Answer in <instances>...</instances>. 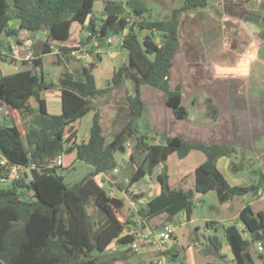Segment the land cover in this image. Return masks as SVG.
I'll list each match as a JSON object with an SVG mask.
<instances>
[{
  "label": "trees",
  "instance_id": "16d2710c",
  "mask_svg": "<svg viewBox=\"0 0 264 264\" xmlns=\"http://www.w3.org/2000/svg\"><path fill=\"white\" fill-rule=\"evenodd\" d=\"M97 1L104 4L98 30L92 17ZM207 1L185 0L180 9L172 12L170 19L148 21L143 17L145 8L139 0H128L126 4L112 0H0V37H17V31L8 26L12 19L19 21V29L43 35L42 53L30 63L21 61L23 66L40 67L49 46L62 47L61 44L70 38L72 25L83 26L88 17L90 21L83 29L87 36L81 39V46L93 40L94 47L98 48L107 37L123 36L120 47L128 53L127 63L113 72L105 88L62 82V111L58 115L49 114L42 99V94L51 90L53 83L46 82L30 69L0 78V102L17 112L25 123L24 134L16 125L0 126V153L10 164L28 170L10 185L0 183V264H114L116 258L103 260L104 252L113 242L122 245L132 242L133 236L122 235L130 222L118 220L112 199L97 177L109 175L117 168L115 154L129 141L134 142V151L145 157L126 188L151 175L154 168L172 154L184 159L192 151H199L205 157L195 170L193 190L173 189L167 174H160V194L139 211L141 216L164 215L171 222L182 211L188 217L192 214L195 194H214L219 203L251 195L253 203L245 205L238 214L251 240L245 239L232 225L224 226L222 232L233 264H264V198L259 195L262 184L230 186L216 166L218 158L234 153L233 148L202 145L183 137L167 138L164 144H150L146 137H135L136 121L145 111L139 92L142 85L163 91L166 105L175 117L188 118L182 106V93L179 89L170 90L168 85L172 59L178 47V14L203 6ZM126 7L134 17L131 25L126 21V16L130 15ZM11 11L13 15L9 14ZM61 53L67 50L61 49ZM128 79L135 83L133 93L125 91L132 117L120 134L108 143L100 115L95 113L88 140L77 143L78 128L74 123L94 109L92 98L124 88ZM32 99L37 103L36 108L30 104ZM61 153H64L62 165L51 166ZM77 162L91 166L92 171L68 186L59 171H68ZM4 174L0 166V175ZM92 203L102 214L98 220L89 212ZM214 225L208 223L207 227ZM256 237L261 238L263 245L257 256L253 252ZM207 242L218 252L222 250L218 236L209 235ZM165 254L174 256L175 253L166 251Z\"/></svg>",
  "mask_w": 264,
  "mask_h": 264
},
{
  "label": "crops",
  "instance_id": "0c3cea01",
  "mask_svg": "<svg viewBox=\"0 0 264 264\" xmlns=\"http://www.w3.org/2000/svg\"><path fill=\"white\" fill-rule=\"evenodd\" d=\"M112 1L126 4L128 0ZM128 10L130 9L126 7V11L131 15L132 11ZM92 17L96 25L101 23V20ZM143 17L145 18V14ZM178 20V47L172 59L168 85L170 90L179 89L182 93V106L188 112V118L178 119L175 117L172 110L166 105L163 91L150 85H142L139 92L145 105V111L143 116L136 121V133H140L141 137H138L140 135L135 137H146L150 144H164L167 138L183 137L188 141L202 145L231 147L234 149V153L230 157L217 159L218 170L230 186L262 184L259 195L264 198V0H208L203 6L180 12ZM89 21L90 17L86 19L83 26L74 23L79 26L78 33L72 35L70 31L69 40L61 44L64 49L69 48L67 46L69 42L74 43L73 45L80 44L81 39L84 38L82 31L87 27ZM8 26L10 29H14L10 27V23ZM3 36L8 39L9 47L12 42L19 40L18 37L5 35H2L0 39ZM122 37L118 39L117 47L120 46ZM21 52L23 53L24 50L19 43L13 53L1 54L9 63H13L12 59L14 62L23 61L20 57ZM93 54L97 55L95 60H100L98 58V55L100 56L99 49H96ZM119 54L122 53H115L112 57L113 61H110L112 63H106L104 68L102 66L95 68L92 74V87L95 89L105 88L111 80L113 72L127 63L128 53L125 57L117 60L116 56ZM44 56H47L51 63L58 64L61 54ZM126 90L133 93L135 89H132L126 81L124 88L116 89L103 97L92 98L94 109L74 123L78 128L77 138L83 129V124L85 132L88 131V134L82 136L81 142H86L89 138L95 113L100 115L108 143H111L120 134L132 117L126 102ZM42 99L49 114L58 115L61 113V87L52 96L51 101L44 98L43 94ZM2 106L3 103L0 102V109ZM31 106L36 108L37 103L34 102ZM8 110L6 115L0 112V126L16 125L21 131L20 121L22 119L19 114L10 108ZM9 120L11 124H8ZM84 139L87 140L84 141ZM129 143L134 146L132 141L124 145L127 146ZM123 146L119 149L123 150ZM117 152L115 154L117 162L115 170L117 172L114 170L109 175L98 176L97 179L105 177L111 186L126 188L129 179L125 182L118 179L120 170ZM194 153L201 152L192 151L180 160H186L190 156H194ZM201 154L203 155V153ZM172 155L164 163L156 166L151 175H148L154 182V190L150 191L148 195L142 191V193L139 191L131 193L132 210L127 214L120 213L121 218H119L118 210L114 207L118 220L130 222L122 235H130L135 231L153 232L170 223L164 215L153 218L143 217L139 211L160 194L158 182L160 174L165 172L170 184L171 170L168 168V160ZM144 157L145 154L138 153L133 149L128 155V160L137 169L143 164ZM204 159L203 155V159H199L200 163L191 172L178 178L177 186L170 185L171 188L193 190L195 170L203 163ZM134 185L127 189L133 188ZM137 194H142L139 200H135ZM246 196H249V199L242 201L234 216L229 217L226 214L228 209L222 211L225 218L213 222L221 225L219 227L214 225L210 228L209 235L218 236L217 232L220 231L222 235L218 237L221 243L225 241L223 227L229 226L231 220L238 218L239 211L254 201L251 195ZM110 197H113L112 200L115 203L119 201L113 195ZM237 198L241 199L242 197ZM235 199L228 202H233ZM93 211L95 212L94 209ZM94 212L93 214H95ZM181 214L184 215L183 218L188 223L193 221L191 218L193 212L189 217L184 211L177 216ZM172 238H175V234ZM116 244L119 243L113 242L110 246ZM120 253L121 257L126 256L125 249ZM173 253H176V250H173ZM119 263L118 260L114 262V264Z\"/></svg>",
  "mask_w": 264,
  "mask_h": 264
},
{
  "label": "rangeland",
  "instance_id": "374dc122",
  "mask_svg": "<svg viewBox=\"0 0 264 264\" xmlns=\"http://www.w3.org/2000/svg\"><path fill=\"white\" fill-rule=\"evenodd\" d=\"M10 1V0H8ZM140 3L145 8V18L148 21L155 20H168L172 16V12L174 10L180 9L185 0H139ZM103 7L104 4L102 1H97L93 7L92 15L97 19L101 20L103 17ZM130 11V10H128ZM10 15H13V12H9ZM10 27L14 28L17 31V37L19 38L17 45H24L25 42L30 41L32 45H34L37 41L42 39L41 33H29L24 30L19 29V21L17 19H12L10 22ZM78 25L73 24L71 27V34L74 35L78 33ZM82 36H87V31H82ZM12 40V39H11ZM74 43L69 42L67 46L69 48ZM68 48V49H69ZM82 49L88 52L90 55L95 53L96 49L100 50V60H94L93 57H90L87 60H76L71 58L68 53H61L60 62L58 64H53L49 61L47 56L42 57V64L38 68H33L32 66H23L20 62L9 63L6 58L2 54H10V47L8 45V39L4 38V36L0 39V78L2 76L11 75L17 73L21 70L30 69L34 73L39 76H42L44 80L48 83H53V88L43 93V97L47 98L48 101H51L52 96L56 93L58 88L61 86L62 82H71V83H79L84 84L88 88L92 87V74L94 73L95 68L102 66L105 67L106 63H112L113 55L115 53H122L119 56H116L117 60L122 57H125L127 51L120 46L107 45L105 40L101 43V45L96 48L94 47V41L92 40L88 45L82 46ZM2 53V54H1ZM26 52H21L20 57L24 58ZM104 62V63H103ZM128 85L135 89V83L128 79L126 80ZM34 100L30 101V104H34ZM8 108L3 104L0 112H3L5 115L8 112ZM4 114L2 117L5 119ZM22 121V122H21ZM20 121V128L22 133L25 132V123L23 120ZM84 120L82 121V124ZM11 121L9 120V123ZM141 126V123L139 122ZM83 129L77 138V143H80L82 140V136L88 134V131ZM141 131V130H140ZM140 135V133H136V136ZM138 137H141L138 136ZM87 139H84L86 141ZM133 145L129 143L127 146H123V150L118 148L117 152V160L119 162V170L120 173L118 175V179L122 182L127 181L135 172L134 165L128 160L129 153L133 150ZM194 156H190L186 160H180L177 155H172L168 160V168L171 170V178L170 185L177 186L178 178L184 176L191 172L193 168L200 163L199 159H203V155L201 153H194ZM90 171H92V167L82 163L77 162L74 168L63 171L60 170L59 174L65 178V183L68 186H72L75 183L81 181ZM102 188L107 193H112L113 196L119 199L118 202H112L113 207H116L118 210V217L121 218V214H127L130 210H132L130 196L134 191H139V193H144L148 195L150 191L154 190L155 185L153 180L147 175L142 178L139 182H137L133 188L127 189L122 188L119 189L115 186H111L105 177H100L97 179ZM142 191V192H141ZM140 195L137 194L135 200L140 199ZM113 199V197L111 198ZM249 196H244L241 199L236 198L233 202H227L225 204H220L214 194H195L193 199V214L191 216L192 222L188 223L184 218L183 214L180 216H176L169 225L174 228L175 238H171L165 243V252L170 251L173 253V250H176L174 256L171 254H162L164 257L171 261L172 264H233L232 253L226 243L224 241L222 243V250L219 252L221 256H224L225 259H222L220 256H211L206 254V240L209 236L208 232L210 231V227H207L208 223H212L216 220H221L225 218L222 214L223 210H227L226 214L229 217L234 216L235 212L238 211L242 201H247ZM89 212L93 214V209L95 210V214H93L94 219L98 220L102 215L99 210L92 203L88 207ZM93 211V212H92ZM225 214V215H226ZM214 232V231H213ZM218 236H221V232H217ZM197 235V236H196ZM169 247V248H167ZM254 255L257 256V252L253 248ZM103 260H108L110 257H114L120 262L119 264H154L155 259L161 255L159 251L155 249L154 246H147L144 249H140L138 252L134 253L130 250L126 251V256L121 257V253L118 250L115 252L105 251Z\"/></svg>",
  "mask_w": 264,
  "mask_h": 264
},
{
  "label": "built area",
  "instance_id": "2783aa9c",
  "mask_svg": "<svg viewBox=\"0 0 264 264\" xmlns=\"http://www.w3.org/2000/svg\"><path fill=\"white\" fill-rule=\"evenodd\" d=\"M133 16L127 15L126 21L131 25L133 23ZM100 28V24L96 25V29L98 30ZM124 33H127V30L124 31ZM123 33V35H124ZM90 35V33H88ZM121 36L118 37V39ZM115 41V37L110 36L105 39V43L107 45H113ZM24 52H26L24 58H22L23 61L31 62L33 61L36 56L32 50V43L30 41H27L24 43V45H21ZM17 48V42H12L10 45V53H13L16 51ZM61 49H64L61 46L56 45H50L49 46V52L46 55L51 54H61ZM67 53L71 56V58L76 60H87L91 57V55L84 51L82 49V46L80 44H76L71 46L69 49L67 48ZM64 157V153H61L58 155V157L55 160V163H53L51 166L59 167L62 165V160ZM0 166L5 171L4 175H0V183L4 186L10 185L13 181L20 179L26 171H28L26 168L17 165V164H10L9 161L0 153ZM117 172V170H115ZM109 196H112L113 194L110 192L108 193ZM221 224H215L216 227H219ZM230 225L234 226L241 234L242 236L247 239L251 240L250 234L247 232L245 225L238 219H233L230 221ZM208 233V229L206 230ZM133 236V241L126 244H116L109 246L107 248V251L115 252L119 249V251L125 249V251H132L134 253L138 252L141 248L144 249L147 246H154L157 251L161 253L160 256H158L154 264H172L171 261L167 260L164 255L162 254L165 252V243L170 240L174 235V228L170 226L169 224L163 225L160 230L143 233L139 231H135L131 234ZM253 247L257 253H261L263 250V245L261 241H254Z\"/></svg>",
  "mask_w": 264,
  "mask_h": 264
},
{
  "label": "water",
  "instance_id": "95a60500",
  "mask_svg": "<svg viewBox=\"0 0 264 264\" xmlns=\"http://www.w3.org/2000/svg\"><path fill=\"white\" fill-rule=\"evenodd\" d=\"M117 43H118V37H115L114 45L116 46ZM43 48H44V43L42 41L36 42L33 45V47H32V50H33L35 56L40 55L42 53V51H43ZM92 57L95 60L97 55L93 54ZM112 202H114V200H112ZM255 241H259L260 242L261 238L260 237H256ZM207 244H208V242H207ZM205 253L209 254L211 256H219L220 255L219 252L215 249V247L212 246V245H209V244H208V246L206 248ZM225 264H227V263L225 262Z\"/></svg>",
  "mask_w": 264,
  "mask_h": 264
}]
</instances>
